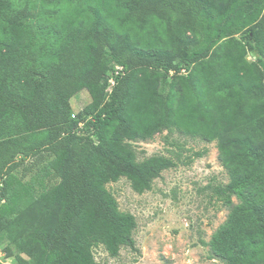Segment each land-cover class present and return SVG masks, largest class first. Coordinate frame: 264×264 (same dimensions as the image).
Returning <instances> with one entry per match:
<instances>
[{
    "label": "trees",
    "instance_id": "1",
    "mask_svg": "<svg viewBox=\"0 0 264 264\" xmlns=\"http://www.w3.org/2000/svg\"><path fill=\"white\" fill-rule=\"evenodd\" d=\"M260 66L264 0H0V235L27 254L17 264H95L99 243L110 257L135 250L134 216L105 185L124 177L141 194L174 167L137 163L129 144L161 129L216 142L229 181L208 189L230 212L212 255L264 264ZM82 89L90 102L74 114ZM43 153L58 182L33 198L13 172Z\"/></svg>",
    "mask_w": 264,
    "mask_h": 264
},
{
    "label": "rangeland",
    "instance_id": "2",
    "mask_svg": "<svg viewBox=\"0 0 264 264\" xmlns=\"http://www.w3.org/2000/svg\"><path fill=\"white\" fill-rule=\"evenodd\" d=\"M248 54L247 61L254 63L252 52ZM174 76L168 75L167 81ZM89 102L87 91L80 90L69 99L72 113L81 112ZM129 144L137 163L152 156H164L172 159L175 165L162 171L151 182L150 189L141 194L134 192L124 177L105 185L118 211L134 216L136 228L131 235L135 250L121 247L118 256L110 257L104 245H92L90 253L95 264H224L212 255L208 244L230 212L220 202L210 199L208 186L229 181L218 160L216 142L190 138L176 129L171 132L161 129L150 139ZM49 160L43 153L23 161L13 172L15 178L31 186L33 198L58 182L45 170ZM232 202L238 204L235 198ZM17 224L15 230L22 234V226ZM1 234L0 263L17 264V255L28 260L27 254L16 247L7 231Z\"/></svg>",
    "mask_w": 264,
    "mask_h": 264
},
{
    "label": "built area",
    "instance_id": "3",
    "mask_svg": "<svg viewBox=\"0 0 264 264\" xmlns=\"http://www.w3.org/2000/svg\"><path fill=\"white\" fill-rule=\"evenodd\" d=\"M122 70L123 69H122L121 66H118V65L117 66H114V75L118 74ZM113 85H114V79L112 77H110L109 80H108V87L106 89V92L110 93L111 86H113ZM72 117H73V115H72ZM81 126H82V123L79 124V127H81Z\"/></svg>",
    "mask_w": 264,
    "mask_h": 264
}]
</instances>
